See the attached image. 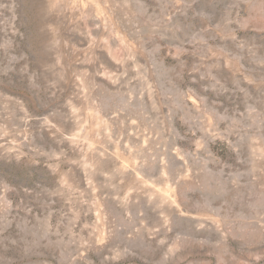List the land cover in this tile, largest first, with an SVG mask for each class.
I'll return each mask as SVG.
<instances>
[{
	"label": "rangeland",
	"instance_id": "1",
	"mask_svg": "<svg viewBox=\"0 0 264 264\" xmlns=\"http://www.w3.org/2000/svg\"><path fill=\"white\" fill-rule=\"evenodd\" d=\"M0 264H264V0H0Z\"/></svg>",
	"mask_w": 264,
	"mask_h": 264
}]
</instances>
